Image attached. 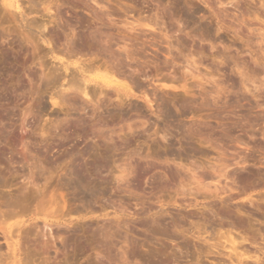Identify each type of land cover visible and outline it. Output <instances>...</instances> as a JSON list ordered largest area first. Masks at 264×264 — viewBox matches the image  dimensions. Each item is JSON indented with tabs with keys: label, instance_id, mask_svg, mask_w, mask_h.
Listing matches in <instances>:
<instances>
[{
	"label": "rangeland",
	"instance_id": "374dc122",
	"mask_svg": "<svg viewBox=\"0 0 264 264\" xmlns=\"http://www.w3.org/2000/svg\"><path fill=\"white\" fill-rule=\"evenodd\" d=\"M263 21L264 0H0V264H264Z\"/></svg>",
	"mask_w": 264,
	"mask_h": 264
},
{
	"label": "bare ground",
	"instance_id": "6f19581e",
	"mask_svg": "<svg viewBox=\"0 0 264 264\" xmlns=\"http://www.w3.org/2000/svg\"><path fill=\"white\" fill-rule=\"evenodd\" d=\"M186 8V7H185ZM185 10V9H184ZM189 12V11H188ZM187 12V13H188ZM186 12H185V17L187 18V19H190L191 18V16H190V13H188L187 14ZM194 14V13H193ZM246 17V16H245ZM257 18H259V17H257ZM244 19V18H243ZM246 20H248V19H246ZM250 20V19H249ZM248 20V21H249ZM262 20V19H261ZM256 21V20H255ZM264 22V21H263ZM258 23V22H257ZM257 25V24H256ZM258 25H259V23H258ZM250 26V25H249ZM259 27V26H258ZM261 28V27H260ZM259 28V29H260ZM254 29V28H253ZM256 31H262L263 30V32H264V29L263 28H261V30H257V29H255ZM260 33V32H259ZM257 35V34H256ZM261 37V36H260ZM262 37H264V36H262ZM93 39V38H92ZM260 39H262V38H260ZM93 41H94V39H93ZM260 44V43H259ZM107 72H105V74L104 73H102L103 75L101 76V78H102V81L103 82H105V83H110V82H115V83H117V85H121L122 86V84H123V86H126V85H124V83H120L119 84V82H117V81H114L113 79H111V77H109V76H107V74H106ZM247 78V77H246ZM244 80V79H243ZM250 80V79H249ZM248 80V81H249ZM252 84H253V82H252ZM244 86H245V83H244ZM252 87H254V86H252ZM256 88V87H255ZM254 88V89H255ZM86 93V92H85ZM238 145V144H237ZM240 146V145H239ZM12 156V155H11ZM9 157V156H8ZM11 158V157H10ZM241 158V157H240ZM6 160V159H5ZM12 160V159H11ZM242 160V159H241ZM240 160V161H241ZM246 160V159H245ZM244 161V160H243ZM242 161V164H244V162ZM239 163L240 162H236V164H238L239 165ZM147 164V163H146ZM241 164V165H242ZM245 164H246V162H245ZM148 165V164H147ZM150 165V167H151V164H149ZM95 166V165H94ZM146 166V165H145ZM142 167V166H141ZM226 167V166H225ZM177 168V167H176ZM148 169V168H147ZM223 170V169H222ZM70 171V170H69ZM142 171V170H141ZM175 171H176V169H175ZM221 171V170H220ZM233 172V171H232ZM236 172V171H235ZM238 172V171H237ZM245 172V171H244ZM70 173V172H69ZM144 173V172H143ZM84 173H82V170H81V168H74L73 170H71V174H70V176L72 175V177H69L70 179H68V180H70V182H68V184L70 185V186H72L73 187V189L77 192V194L79 193V196L78 197H83V198H85L86 196H90V195H92V196H94L98 191L96 190V188H95V190H96V192H95V194L93 195V193H94V186H92L93 185V183H91V185H90V187H87V185H88V183H89V181H87L88 179L87 178H85V176L86 175H83ZM94 182V181H93ZM90 184V183H89ZM95 185V184H94ZM92 187H93V189H92ZM98 188H100V187H98ZM73 190V191H74ZM76 194V193H75ZM218 194V193H217ZM74 195V194H73ZM75 197L77 198V196L75 195ZM82 198V199H83ZM86 199V198H85ZM91 200V199H90ZM88 201V200H87ZM89 203V202H88ZM227 212V211H226ZM225 212V213H226ZM224 212H222L221 214H220V216L222 217V218H227V216H226V214H225ZM219 216V217H220ZM235 217V216H234ZM230 219V218H229ZM204 220V219H203ZM207 220H209V219H207ZM118 221V220H117ZM215 221V220H214ZM200 222V221H199ZM201 222H203V221H201ZM205 222V221H204ZM220 222H222V221H220ZM235 222V221H234ZM233 222V223H234ZM212 223H214V222H207L206 224L204 223V225L202 224L201 226L203 227V229H201L200 228V232L202 233L203 231L205 232V234L207 233H209L210 235V238L212 237L213 238V235H212V233H210L211 231H213V230H209L208 231V229H211L212 227H214L213 226V224ZM236 224L235 225H238L239 227L241 226L240 225V223L239 222H235ZM224 224V223H223ZM195 225V224H194ZM223 226V225H222ZM237 226V227H238ZM163 227H161V229H162ZM196 228V227H195ZM197 228H199V227H197ZM235 228V227H234ZM163 231V230H162ZM197 231V230H196ZM225 231V230H224ZM74 232V231H73ZM77 232V231H76ZM76 232H74V233H76ZM200 232H198L197 233V235L198 234H200ZM222 233V232H221ZM3 234H5V233H3ZM77 234V233H76ZM205 234L203 235V233H202V236H204V237H202L201 235H199L198 237H202L203 239H206V238H208V236H207V234H206V238H205ZM7 235V234H6ZM247 234H245V236H246ZM8 236V235H7ZM74 236H75V234H74ZM124 237V236H123ZM197 237V236H196ZM5 238H6V236H5ZM73 238V237H72ZM209 238V239H210ZM220 238H222V237H220ZM219 238V239H220ZM230 238H232V237H230ZM248 238V237H247ZM123 239V238H122ZM198 239V238H197ZM203 239H200V240H202V241H205V240H203ZM218 239V240H219ZM233 239V242H234V238H232ZM232 239H231V241H232ZM241 239H243V238H241ZM75 240V239H74ZM126 240V239H125ZM208 240V239H207ZM206 240V241H207ZM211 240V239H210ZM221 240V239H220ZM128 241V240H127ZM217 242V241H216ZM236 242V241H235ZM65 243V242H64ZM128 243V242H127ZM186 243V242H185ZM184 243V244H185ZM206 243V242H205ZM213 243H215V242H213ZM219 243V242H218ZM240 243V242H239ZM125 244H126V242H125ZM181 244H183V243H181ZM217 244V243H216ZM233 245H231V248L232 247H234V249H236L237 250V246L239 245V244H234V243H232ZM65 245V244H64ZM186 245H188V242H187V244H185L184 245V247L186 246ZM207 245H208V243H207ZM210 245H212V244H210ZM125 246H127V245H125ZM124 246V247H125ZM135 246V245H134ZM182 246V245H181ZM215 246V244L214 245H212V246H207V247H214ZM217 246V245H216ZM240 246V245H239ZM183 247V246H182ZM221 247V246H220ZM219 247V248H220ZM121 248V247H120ZM122 248H123V246H122ZM131 248H133V247H131ZM215 248H217V247H215ZM125 249V253L126 252H129L128 250L130 249V247L128 248H124ZM233 249V248H232ZM123 251V250H122ZM121 251V252H122ZM208 251V250H207ZM131 253H132V255L134 254V255H138V252L137 251H135L134 249H131V251H130ZM129 252V253H130ZM204 252V251H203ZM209 252V251H208ZM231 252H233V250L231 251ZM246 252V251H245ZM249 252V251H248ZM122 253H124V251L122 252ZM140 253V252H139ZM141 254V253H140ZM209 254V253H208ZM124 255V254H123ZM223 256V255H222ZM238 256V255H237ZM240 256H241V254H240ZM122 258H124V257H122ZM127 258V257H126ZM125 258V259H126ZM233 259V258H232ZM124 261H126V260H124Z\"/></svg>",
	"mask_w": 264,
	"mask_h": 264
}]
</instances>
